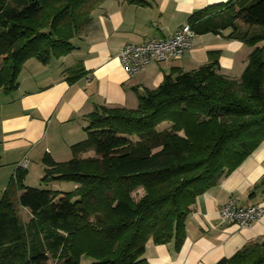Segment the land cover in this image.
Segmentation results:
<instances>
[{"label":"trees","instance_id":"obj_1","mask_svg":"<svg viewBox=\"0 0 264 264\" xmlns=\"http://www.w3.org/2000/svg\"><path fill=\"white\" fill-rule=\"evenodd\" d=\"M102 1L0 0V89L17 88L26 60L47 64L70 53ZM236 22L257 27L238 35L253 47L239 78L220 72L216 59L172 71L139 93L134 108L95 106L69 160L43 157L41 182L71 181L73 191L26 186L24 169H16L0 199V264H80L83 256L90 264H148L149 240L182 245L197 197L264 140V0L208 5L187 24L196 34ZM262 187L264 175L250 196ZM139 188L144 194L135 200ZM14 189L30 213L26 223L11 200ZM215 264H264V240Z\"/></svg>","mask_w":264,"mask_h":264},{"label":"crops","instance_id":"obj_2","mask_svg":"<svg viewBox=\"0 0 264 264\" xmlns=\"http://www.w3.org/2000/svg\"><path fill=\"white\" fill-rule=\"evenodd\" d=\"M226 1L146 0L138 4L104 0L92 11L88 26L72 39L70 53L51 58L47 64L35 58L26 60L18 74L17 88L10 92L0 89V169L9 166L6 176H0L1 194L24 156L32 154L31 161H40V175L44 173L45 155L56 162L69 160L71 145L86 137L85 116L95 106L134 108L137 95L144 89L156 88L165 74L178 69L192 71L212 59L217 60L220 72L239 78L253 47L238 35L257 30L241 22H236L235 28L196 33L192 46L181 57L152 60L133 75H128L119 60V51L125 44L167 38L188 23L194 12ZM29 164L28 161L24 169ZM263 175L264 140L240 166L197 197L178 249L172 242L146 243L147 263L215 264L245 245L263 241L264 215L260 221L238 228L223 223L217 214L229 199L241 206L264 205V187L250 196ZM18 195L19 190L14 189L11 200L15 197L18 203ZM21 210L25 211L24 207Z\"/></svg>","mask_w":264,"mask_h":264},{"label":"built area","instance_id":"obj_3","mask_svg":"<svg viewBox=\"0 0 264 264\" xmlns=\"http://www.w3.org/2000/svg\"><path fill=\"white\" fill-rule=\"evenodd\" d=\"M194 35L193 30L186 23L167 38L125 44L119 51L120 64L128 75H133L152 60L162 62L179 58L192 46ZM25 165V162H22L18 167L24 168ZM217 214L223 223L245 228L261 220L264 215V205L241 206L233 199H229L218 208Z\"/></svg>","mask_w":264,"mask_h":264},{"label":"rangeland","instance_id":"obj_4","mask_svg":"<svg viewBox=\"0 0 264 264\" xmlns=\"http://www.w3.org/2000/svg\"><path fill=\"white\" fill-rule=\"evenodd\" d=\"M169 124L165 123L164 125L160 126V129L163 127H167ZM71 155V154H70ZM89 155H93V152L90 150L86 153V156ZM33 155L31 154L30 157H26L24 156L20 163L25 162V167H27L28 161L30 162L29 167L26 169H24V178H23V182L24 184H26L27 186L30 187H36V188H49V189H53V190H57L60 189L64 192H70L73 191L75 189V184L71 181H65V180H61V181H52V182H48L46 184L41 182V177L44 175V173H42V175H40L39 173V165L37 164L40 161H36V160H32ZM43 162V159H42ZM44 165V164H43ZM43 170V169H42ZM9 171V166L4 165L1 167L0 169V176H6L7 172ZM44 172V170H43ZM2 191L0 189V199L2 196ZM144 194L143 189L139 188L138 190H136L133 193V197L135 200H138L142 195ZM13 200V204L16 208V212L18 214V216L20 217L21 221L23 223H26L30 217V214L27 212V208L24 207L25 211H22L21 208L22 206H20L17 203V200L15 199V197L12 199ZM92 262V259L88 258V257H81L80 259V264H90ZM48 264H59L58 261L54 260V259H49Z\"/></svg>","mask_w":264,"mask_h":264}]
</instances>
